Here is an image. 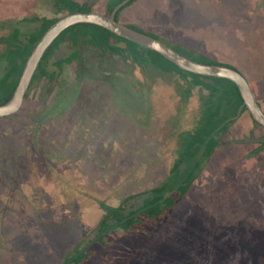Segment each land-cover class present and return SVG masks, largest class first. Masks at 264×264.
<instances>
[{"label":"rangeland","instance_id":"obj_1","mask_svg":"<svg viewBox=\"0 0 264 264\" xmlns=\"http://www.w3.org/2000/svg\"><path fill=\"white\" fill-rule=\"evenodd\" d=\"M77 1L107 13V0ZM52 3L0 0V37L38 29L39 21L23 19L57 16ZM124 11L120 22L169 46L176 37L190 57L235 67L264 109V0H137ZM79 48V62L0 117V264H62L77 243L94 238L101 202L129 209L166 178L178 134L200 108L205 92L193 88L185 101L188 83L176 74ZM73 49L65 41L53 58ZM38 123L39 142L27 141ZM262 136L247 113L237 118L164 219L114 231L106 245L90 246L85 264H264Z\"/></svg>","mask_w":264,"mask_h":264},{"label":"trees","instance_id":"obj_2","mask_svg":"<svg viewBox=\"0 0 264 264\" xmlns=\"http://www.w3.org/2000/svg\"><path fill=\"white\" fill-rule=\"evenodd\" d=\"M123 1L107 0L106 14L109 15ZM135 1L137 0H131L121 8L117 12L116 20L119 21L121 12ZM52 5L57 16L52 18L32 16L23 19V22L39 21L40 26L38 29L22 32L15 27L7 36L0 37V43L5 45L0 56V62L4 64V71L0 74V105L5 104L12 98L29 55L46 30L61 17L59 15L76 12L86 13L92 10L90 5L75 0H53ZM128 26L147 33L136 26ZM150 35L160 40L157 36ZM65 41H69L74 49L67 56L54 59L53 57ZM78 47L96 49L101 57H106V55L118 56L125 62L131 61L143 70L153 69L162 74L178 75L188 83V86L181 93L185 101L191 95L193 88H198L205 93L200 95V108L194 115L193 126L178 134L174 159L166 178L159 185L142 193L140 202L132 205L129 209H126V202L119 205H108L101 202L100 208L103 214L97 222L94 238L87 244H83L84 241L77 243L65 255L62 264H85L91 255V252H88L90 246L93 243L106 245L108 236L118 229L130 233L143 229L145 220L164 219L167 213L175 207L176 203L187 194L195 183L204 166L215 153L221 138L229 131L237 118H241L243 114L247 113L252 123L260 126L252 119L245 107L238 115L243 99L238 87L232 81L224 78L202 76L183 70L156 51L119 37L99 25L90 23L73 25L59 35L42 57L33 75L29 90L43 79L52 81L62 73L65 65L79 62L81 53ZM170 47L191 60L205 64H221L189 50L188 52L198 55L197 58L190 57L185 53L187 52L185 51L186 48L179 44L174 47L170 45ZM52 65L57 72L50 70ZM225 65L236 69L231 65ZM29 90L25 95V100L28 98ZM40 127L41 125L38 123L34 132L30 134L28 129L27 141L29 136L31 139L33 138L34 142H39L37 135ZM8 137L10 138L12 135L9 134ZM257 148V152H264V136H262L260 145Z\"/></svg>","mask_w":264,"mask_h":264},{"label":"water","instance_id":"obj_3","mask_svg":"<svg viewBox=\"0 0 264 264\" xmlns=\"http://www.w3.org/2000/svg\"><path fill=\"white\" fill-rule=\"evenodd\" d=\"M129 1L131 0H124L109 15L93 10L86 13L76 12L65 14L52 24L29 55L12 98L5 104L0 105V117L14 115L20 110L42 57L59 35L73 25L90 23L99 25L119 37L156 51L183 70L202 76L224 78L232 81L238 87L243 99V104L239 108L238 115L245 107L252 119L264 128V110L257 101L249 82L239 70L225 64H205L191 60L165 42L116 20L117 12Z\"/></svg>","mask_w":264,"mask_h":264},{"label":"crops","instance_id":"obj_4","mask_svg":"<svg viewBox=\"0 0 264 264\" xmlns=\"http://www.w3.org/2000/svg\"><path fill=\"white\" fill-rule=\"evenodd\" d=\"M75 1H77V0H75ZM82 3V2H81ZM131 6V5H130ZM125 10V9H124ZM122 11L121 12V14L120 15H122L123 14V12H125V11ZM158 21H160V19H157ZM122 23V22H121ZM123 24H125V23H123ZM141 27H143L144 28V24H143V26L142 25H140ZM154 28H155V26H154ZM160 29V28H159ZM165 32H167V31H165ZM157 34H159L160 36H162L160 33H157ZM174 36H176L175 34H174ZM163 38H165V36H163ZM175 39V40H174ZM174 39H171V40H173V42H176L177 44H179V45H181V46H183V47H185L186 49L188 48V46L186 45V43H183V42H181V41H179V39H177L176 37L174 38ZM190 45H192V44H195L194 42H190L189 43ZM196 45V44H195ZM197 46V45H196ZM195 47V46H194ZM193 47V48H194ZM196 49H192V51H195Z\"/></svg>","mask_w":264,"mask_h":264}]
</instances>
